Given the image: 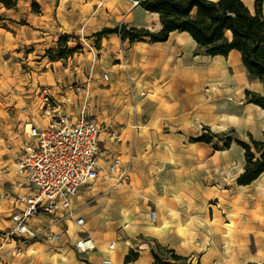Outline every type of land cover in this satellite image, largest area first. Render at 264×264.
<instances>
[{
  "label": "rangeland",
  "instance_id": "obj_1",
  "mask_svg": "<svg viewBox=\"0 0 264 264\" xmlns=\"http://www.w3.org/2000/svg\"><path fill=\"white\" fill-rule=\"evenodd\" d=\"M13 1L14 8L0 2L2 186L11 173L4 171L13 152L8 145H18L21 123L44 124L48 102L57 112L76 114L85 107L98 122L106 153L98 178L77 193L72 206L84 217L82 234L99 233V250L115 242V254H128L151 242L165 263H175L169 249L185 257L183 264L264 263V217L248 211L264 194V174L248 185L236 182L245 146L253 152L252 141L264 139V109L249 94L264 95V83L247 74L240 57L206 55L194 41L177 40L178 31L168 48L147 39L131 42L124 37L132 28L145 27L122 22L116 5L107 2ZM143 15L147 29L157 32L154 16L145 10ZM164 59L170 61L166 69L159 66ZM175 67L180 74L172 77ZM207 67L240 78L227 84L217 76L215 89L212 82L188 79L189 70ZM225 113L240 121L227 120ZM113 158L119 167L110 173ZM9 205L0 200V264L95 260L96 249L79 253L66 235L34 239L36 244L7 236ZM132 228L156 231L165 241L131 237Z\"/></svg>",
  "mask_w": 264,
  "mask_h": 264
},
{
  "label": "built area",
  "instance_id": "obj_2",
  "mask_svg": "<svg viewBox=\"0 0 264 264\" xmlns=\"http://www.w3.org/2000/svg\"><path fill=\"white\" fill-rule=\"evenodd\" d=\"M107 79L108 75L103 74ZM47 100V97L45 98ZM66 100H69L66 97ZM47 120L44 124L26 123L21 127L17 146L8 145L12 150L11 179H5L0 199L10 200L8 218L10 226L7 236L22 239L54 241L63 235L70 236L67 222L70 221L83 233L84 217L76 214L72 206L77 193L99 176L100 128L95 118L87 115L85 107L76 113L57 112L46 104ZM119 160L113 158L107 172L118 170ZM45 216L46 224L33 219ZM64 224L60 231L51 229L53 225ZM125 244H129L127 240ZM110 243L101 258V264H110L107 255L114 249ZM79 253L96 249L95 239L89 234L79 235L74 242Z\"/></svg>",
  "mask_w": 264,
  "mask_h": 264
},
{
  "label": "trees",
  "instance_id": "obj_3",
  "mask_svg": "<svg viewBox=\"0 0 264 264\" xmlns=\"http://www.w3.org/2000/svg\"><path fill=\"white\" fill-rule=\"evenodd\" d=\"M150 13H157L160 29L157 32L147 28L133 27V33L126 35L129 41L147 39L148 42H164L173 31L188 33L204 54L226 56L230 51L240 53V60L247 74L264 83V14L261 1L255 0L253 13L241 0H132ZM6 8H14L15 1L0 0ZM103 29V33L116 32ZM229 33V36L226 35ZM251 102L264 109V95L251 92ZM252 152L246 147V161L243 171L237 177V184L248 185L264 173V139L252 141ZM35 242L34 239L28 243ZM159 247L158 244H155ZM154 264H183L185 257L169 249L175 263H165L154 248L150 249ZM138 253L130 251L124 262L137 259Z\"/></svg>",
  "mask_w": 264,
  "mask_h": 264
},
{
  "label": "crops",
  "instance_id": "obj_4",
  "mask_svg": "<svg viewBox=\"0 0 264 264\" xmlns=\"http://www.w3.org/2000/svg\"><path fill=\"white\" fill-rule=\"evenodd\" d=\"M89 1H93V0H89ZM97 1H99L100 3L107 2L109 4L116 5V9L118 10V12L120 13L121 17L123 18V19H120L122 22H124V23L132 22L136 26H143L145 28H149V25L147 24L146 19H143L144 18V15H143L144 9L141 8L139 5H137V3L133 2L132 0H97ZM241 1L253 13V11H254V5H255V0H241ZM261 12H262V14H264V0L261 1ZM149 14L151 16H154V18L156 20V23L159 26L160 23H159V19H158V14L150 13V12H149ZM173 32H175V31H173ZM173 32H171L169 34V37H168V39L166 41H164V42H155V44H160V45H162V46H164L166 48L167 47V44L169 42V39H170V35ZM187 34L188 33H186V32H178V36L176 37V39L180 41L182 38H184L186 40L191 41L188 38V35ZM178 37H180V39ZM191 42H193V41H191ZM231 52L235 53L236 56H239L240 57V53L238 51L232 50ZM160 65L163 66L164 69H166L167 66L170 65V61L164 59V60H162V61L159 62V66ZM189 72H190V70H189ZM179 74H180L179 69L175 67L173 69V71H172L171 76L172 77H176ZM262 85H264V84H262ZM261 136H264V133H262ZM101 141H102V139L100 138V142ZM104 153H106V151L102 152L101 155H103ZM6 161H9V162H6L4 164V166H6V164H8L7 165V168L8 169H11V166H12V164L10 163L11 162V158H9ZM100 161H104V160L100 157L99 163H100ZM100 165L102 166L101 163H100ZM12 177H13V173L11 172L9 179H11ZM5 178L6 177H4V179ZM2 190H3V186H2V183H0V192H2ZM10 207H11V202H10V205H9V210H10ZM35 221H37V222L40 221L41 223L43 221L48 222V218L45 217V216H41L39 218L33 219V223H35ZM45 222L43 224H46ZM9 223H10V220H9ZM35 224H37V223H35ZM67 227H68V232H69V235L70 236H65L66 239H72L73 238V240L74 239L76 240V238H78L79 234L82 235V233H78V231H77L78 229L70 221L67 222ZM150 227H153V226H150ZM64 228H65V225L64 224L53 225L51 227V229L54 230V231H60V230H62ZM154 229L158 230V227L157 228H154ZM130 230H131V237H136L139 234H142V236H146V235L153 236V238L157 239L158 241H160V240L165 241L164 237L161 238L159 235H157L156 233H154L156 231H149V230L144 231V230L138 229V228L137 229L136 228H132ZM82 231H83V233L85 232V230H82ZM71 234L74 235V236H72ZM89 234L92 237L95 238V241L96 242H99L100 243V246L102 245V238L100 237L99 233H96V231H92V232H89ZM125 240H127V239H125ZM36 243L37 242L35 241L32 244H36ZM123 243H124V240H123ZM149 243H151V242H144V246L145 247H143V245L142 246L140 245L141 246L140 250H136V252L138 253L137 259H135L133 261H130V262H127V263L124 262V256L128 252L127 249H125V250H123V251L118 252V253L115 254V250H116V245H115L114 246V249L112 251H109L107 255L111 259V264H154V259H153V256H152L151 252H150L151 244H149ZM96 250L97 251L94 252L95 255H93V256H95V257H93V259H95V260L92 261V260H90V258H88V260L92 264H101V262H100L101 261V258L104 257V256H106L105 251L107 249L99 250L98 247H97V245H96ZM98 252H101L102 253L101 256H100V253H98ZM98 259H99V263L97 262ZM71 263H74V264H86V263L81 262V261H78V260H76L75 262H72L71 261ZM257 264H264V263L257 261Z\"/></svg>",
  "mask_w": 264,
  "mask_h": 264
},
{
  "label": "bare ground",
  "instance_id": "obj_5",
  "mask_svg": "<svg viewBox=\"0 0 264 264\" xmlns=\"http://www.w3.org/2000/svg\"><path fill=\"white\" fill-rule=\"evenodd\" d=\"M187 35H188V38L191 41H193L191 36L189 34H187ZM229 53H231V51ZM192 76L193 77L195 76V78H198V82L199 83H204V82H207V81L212 82L211 84H212V87L214 89L216 88L217 85L215 86L213 81L216 80L215 77H217V76H220V78L223 80V82L227 83V84L231 83V82H234V81H237L240 78L238 75L233 76L234 78H231V76L229 75L228 72L221 71V70H220V72H218V70L216 68H212V67L203 68L200 71L199 70L198 71L197 70L196 71H190V73L188 74V79L191 82H192ZM222 116L225 117L227 120H230L232 122H239L240 121V117L238 115L234 114V113H225ZM262 174H264V173H262ZM258 178L255 179V180H258ZM261 193H264V190H261L260 194ZM262 195H264V194H262ZM262 195L258 196L256 201L255 202L253 201L254 203H252L248 207V211L252 215V217H256L257 216V219L260 220V221H262V218L259 217V215L262 214V217H264V208H262V204H261L262 197H264V196H262ZM152 219H153V217L152 218L150 217L151 222H152Z\"/></svg>",
  "mask_w": 264,
  "mask_h": 264
}]
</instances>
